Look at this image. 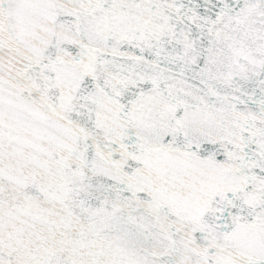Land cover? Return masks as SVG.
<instances>
[{"label": "snow or ice", "instance_id": "6c2138e0", "mask_svg": "<svg viewBox=\"0 0 264 264\" xmlns=\"http://www.w3.org/2000/svg\"><path fill=\"white\" fill-rule=\"evenodd\" d=\"M0 264H264V0H0Z\"/></svg>", "mask_w": 264, "mask_h": 264}]
</instances>
